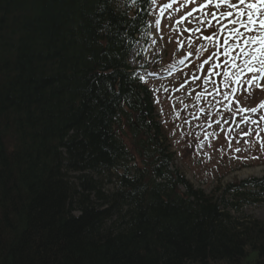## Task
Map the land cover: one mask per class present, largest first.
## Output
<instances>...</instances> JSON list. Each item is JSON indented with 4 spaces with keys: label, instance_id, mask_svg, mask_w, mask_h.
<instances>
[{
    "label": "trees",
    "instance_id": "trees-1",
    "mask_svg": "<svg viewBox=\"0 0 264 264\" xmlns=\"http://www.w3.org/2000/svg\"><path fill=\"white\" fill-rule=\"evenodd\" d=\"M73 1L0 0V264H264V176L195 186L129 71L148 0Z\"/></svg>",
    "mask_w": 264,
    "mask_h": 264
},
{
    "label": "rangeland",
    "instance_id": "rangeland-1",
    "mask_svg": "<svg viewBox=\"0 0 264 264\" xmlns=\"http://www.w3.org/2000/svg\"><path fill=\"white\" fill-rule=\"evenodd\" d=\"M181 1L173 0L163 3L160 0L156 9L160 14L161 23L164 19V32H158L156 21L155 29L150 30L149 33L151 39L147 47V57L144 56L138 63L153 65L159 61L166 62L169 56L164 55L165 46L173 48L174 44L181 45L184 41L193 50L199 51L203 46L206 47L203 58L208 57L204 61L202 75L211 76V65L207 62L219 57L224 44L235 43V40L229 39L231 35L229 31L218 36L222 26H227V30L244 29L241 27V17L233 11V14L228 16L227 11L215 18L213 9L208 14L203 10L205 0H184L182 3ZM208 2L213 4L214 8L218 5L220 7V4H216L218 0H208ZM195 8L201 10L200 15ZM236 34L232 35L236 36ZM245 44L242 42L240 58L245 60L246 70L249 68L250 72H255L256 68L257 77L264 78V67L258 59V56L262 55L259 52H264V44L253 41H246ZM167 52L170 50L168 49ZM134 55H131V60ZM227 58L230 61L232 56L228 55ZM253 62L256 63L255 68ZM132 65L136 66V61L133 60ZM231 69L230 63L227 76L231 73ZM191 70H198V67H192ZM239 71H242V68ZM235 76L236 71L229 78L230 82H233ZM186 77H189V73ZM145 78L157 92L160 109H164L168 103H173L176 107L177 112L169 117L162 116V121L170 138L174 140L175 149L178 152L175 164L197 187L210 192L217 182V177H221L222 183H226L241 181L250 176H264V96H262L264 85L259 87L262 93L258 94L262 97L259 95L251 100L245 98L247 105L242 96L239 98L240 108H245L239 111L240 108L236 106H234L235 110L216 108L203 96V90L206 89L209 94L217 92L214 90L216 89L215 77L211 76L205 85H203V79L183 84L182 77L163 80L155 74L147 75ZM167 86L169 89L164 91L163 89ZM165 96H168L170 100L165 101ZM229 112H238V114L234 119L227 116L226 119L217 120L223 116L226 117ZM192 143L197 144L195 151L198 155H195L194 150L190 148ZM197 156H199L198 161L191 158ZM239 165H245V167L236 169ZM247 211L257 218H264V206L251 207Z\"/></svg>",
    "mask_w": 264,
    "mask_h": 264
},
{
    "label": "bare ground",
    "instance_id": "bare-ground-1",
    "mask_svg": "<svg viewBox=\"0 0 264 264\" xmlns=\"http://www.w3.org/2000/svg\"><path fill=\"white\" fill-rule=\"evenodd\" d=\"M72 4H74L73 7H78L77 4H79V1L78 0L73 1ZM25 43H26V51H27L29 57L36 58L37 61L39 60V61L43 62L42 65H41V68H42L41 74H39V76H37L39 79L40 78H44V77L48 78V76H49L51 81L57 80V79L60 80V81L65 80L63 77H59L60 74L57 73V72H53V73L49 74V72L52 70V67L50 66V64H52V58H55V56L59 55L62 52L60 49H58L56 47H53V42L52 41H48L46 43L40 42L41 45H39V47L42 48V52H33V50H30V48L34 47L33 43L27 42V41ZM23 57H26V56H23ZM28 78H29V76H28ZM67 86L70 87V84L66 83V81H62L60 83H56V84L53 85V87L57 91H59L60 93L61 92L62 93L66 92L68 90ZM125 205H126V210L127 209L130 210V214L134 213L135 217H136V215L139 214V212L141 210V208L138 206V202L136 200H134V199L128 200L125 203ZM76 206H75V208H76ZM130 214L127 215V216L125 215L124 221H128L129 219H132Z\"/></svg>",
    "mask_w": 264,
    "mask_h": 264
},
{
    "label": "snow or ice",
    "instance_id": "snow-or-ice-1",
    "mask_svg": "<svg viewBox=\"0 0 264 264\" xmlns=\"http://www.w3.org/2000/svg\"><path fill=\"white\" fill-rule=\"evenodd\" d=\"M222 2L223 3H225V4H228V0H222ZM241 3H244V0H241ZM261 3H264V0H261ZM219 6V5H218ZM236 7V5L235 4H230L229 5V11H228V13H227V15L228 16H231L233 13H232V11H231V9L232 8H235ZM248 7L250 8V9H254V8H256L257 7V4H255V3H249L248 4ZM248 15L249 16H251L252 14L251 13H248ZM262 23V25H264V21H262L261 22ZM208 39H211V37H207ZM262 55H264V53H262ZM260 63L262 64V65H264V59H261L260 60Z\"/></svg>",
    "mask_w": 264,
    "mask_h": 264
}]
</instances>
